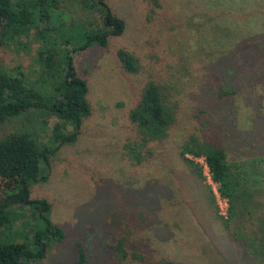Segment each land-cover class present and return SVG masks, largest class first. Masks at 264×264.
I'll return each instance as SVG.
<instances>
[{"label": "rangeland", "instance_id": "obj_1", "mask_svg": "<svg viewBox=\"0 0 264 264\" xmlns=\"http://www.w3.org/2000/svg\"><path fill=\"white\" fill-rule=\"evenodd\" d=\"M63 1L69 19H97L74 0ZM108 5L125 21L123 35L105 48L73 55L87 82L90 115L75 144L50 158L48 180L30 188L32 199L51 204V221L65 234L37 264H77L78 243L87 264H264V0ZM34 36L32 30L0 44V69L35 82L40 43ZM119 49L139 59V73L123 70ZM149 81L164 88L176 121L166 139L145 143L129 113ZM29 113L0 124V139L26 128L21 119ZM45 119L44 129L37 126L44 141L56 121ZM191 137L224 149L252 194V217L230 220L228 202L203 161L195 160L202 179L182 161L179 152ZM131 151L141 163L130 158ZM29 216L24 220L30 225ZM120 239L129 254L124 261L113 247Z\"/></svg>", "mask_w": 264, "mask_h": 264}, {"label": "trees", "instance_id": "obj_2", "mask_svg": "<svg viewBox=\"0 0 264 264\" xmlns=\"http://www.w3.org/2000/svg\"><path fill=\"white\" fill-rule=\"evenodd\" d=\"M63 2L0 0V44L27 37L32 30L40 43L35 57V82L22 72L0 69V124L30 112L21 119V127L26 128L0 139V264H37L53 244L63 241L64 231L51 221V204L44 199H32L30 188L48 180L50 158L62 147L75 144L84 119L90 115L87 82L78 75L73 55L93 47L105 48L111 38L122 36L126 29L125 21L112 12L108 0H74L83 13L97 16L93 21L69 19ZM116 56L126 73H139V59L132 53L119 49ZM45 118L56 121L44 141L37 126L44 129ZM129 119L142 142L163 141L175 124V107L164 88L149 81ZM129 154L136 164L142 162L140 155L132 156V151ZM179 155L199 179L203 178L202 170L194 159H204L219 196L228 202L230 220L241 223L252 217V194L233 172L220 145L191 137L182 145ZM26 212L30 213V225L24 220ZM224 222L228 228V222ZM259 233L260 254L264 257V227ZM113 247L119 261L129 258L122 239ZM76 263L87 264L80 243Z\"/></svg>", "mask_w": 264, "mask_h": 264}, {"label": "built area", "instance_id": "obj_3", "mask_svg": "<svg viewBox=\"0 0 264 264\" xmlns=\"http://www.w3.org/2000/svg\"><path fill=\"white\" fill-rule=\"evenodd\" d=\"M202 160L203 161V164H204V166L207 168V166H206V164H205V161H204V159L203 158H196V159H194V160ZM208 169V168H207ZM208 173H209V171H208Z\"/></svg>", "mask_w": 264, "mask_h": 264}]
</instances>
